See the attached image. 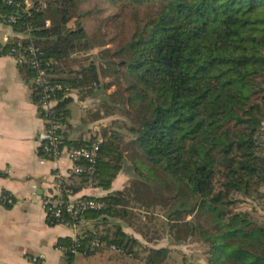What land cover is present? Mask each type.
<instances>
[{
	"label": "trees",
	"instance_id": "16d2710c",
	"mask_svg": "<svg viewBox=\"0 0 264 264\" xmlns=\"http://www.w3.org/2000/svg\"><path fill=\"white\" fill-rule=\"evenodd\" d=\"M13 1L20 6L0 0V23L28 36L21 43L39 49L42 63L51 62L45 68L50 86L62 87L52 96L56 104L44 110L43 94L32 86L39 116L45 129L66 126L72 98L65 89L76 91L83 101L88 90L99 96L112 86L100 81L95 61L68 69L73 55L104 47L94 44L82 27L83 20L102 10L81 13L77 0ZM97 2L120 9L105 18L108 25L121 24L125 12L132 15V24L128 38L102 54L118 88L103 95L101 105L91 109L95 114L84 121L89 124L117 111L131 126H121L127 137L104 133L95 176L90 181L72 174L73 192L88 187L108 191L125 165L133 174L123 191L82 198L106 206L82 218L126 222L132 202L144 210L159 208L170 231L176 230V242L193 236L205 244L208 264H264V223L252 218L255 209L246 203L264 199V0ZM73 19L78 30L67 26ZM20 69L28 79L35 76L28 67ZM56 133L67 149L94 141L68 140L61 129ZM94 241L101 246L93 247ZM70 244L65 240L58 245ZM135 245L120 226L104 232L82 230L77 254L104 246L129 254ZM149 253L148 264H156L167 250ZM64 255L68 260L75 256Z\"/></svg>",
	"mask_w": 264,
	"mask_h": 264
},
{
	"label": "crops",
	"instance_id": "0c3cea01",
	"mask_svg": "<svg viewBox=\"0 0 264 264\" xmlns=\"http://www.w3.org/2000/svg\"><path fill=\"white\" fill-rule=\"evenodd\" d=\"M25 37L0 23V264H138L133 252L127 255L112 246L78 253L70 260L56 248L65 240L82 235V230L104 232L113 226H120L125 234L135 239V246L144 249L145 255L150 250L164 249V245L159 241H147L117 218H108L105 222L101 218H82L78 231L50 223L43 208L47 197L66 195L70 201L100 199L128 188L130 178L129 181L123 179L122 170L108 191L88 187L73 192L75 184L67 156L64 154L55 160L41 155V136L46 123L32 99L31 79L26 78L15 60L4 52L5 47ZM77 105L80 124L82 103ZM72 125L73 120H70L66 127L71 130ZM67 139L76 140L70 139L69 134ZM77 140L85 139L79 137ZM4 198L12 199L13 203L7 204Z\"/></svg>",
	"mask_w": 264,
	"mask_h": 264
},
{
	"label": "rangeland",
	"instance_id": "374dc122",
	"mask_svg": "<svg viewBox=\"0 0 264 264\" xmlns=\"http://www.w3.org/2000/svg\"><path fill=\"white\" fill-rule=\"evenodd\" d=\"M97 1L98 0H77L76 3L81 13L86 11H96L98 13V9L102 10L99 15L96 16L94 14L90 18L83 20L82 27L85 29L87 35L90 40L94 42V44L101 45L104 43V47L96 46L86 52L73 55L71 57V59H73V64L70 66L71 68L68 69L77 70L80 65H87L90 61H95V64L99 69L100 81L104 84L112 85L109 89L103 91V95H108L116 91L118 87L116 85V76L113 75L110 70L106 71L105 67L107 58H103L102 54L104 49H108L110 52H113L117 49L119 43H123L128 38L131 31L132 15L130 12H125L122 16L121 24H118L117 26L114 24L108 25V23L105 22V18L118 13L120 9L118 6H112L107 3L98 4ZM77 22L78 21L76 19L71 20L67 24L68 28L78 30L79 26ZM27 39L29 38L26 35V37L22 40ZM87 95L88 97L85 100L80 101V95H78L76 91L72 90L69 94L72 98V101L69 104L72 117L68 120V123L70 120H73L72 129H68L66 127L67 125L61 126L60 129L63 132H66V134H69L70 139L77 140L81 137L82 139H85L83 141H90L92 139L102 140L104 133L109 135L113 131L124 135L125 137L127 132L124 128L122 129L121 126L122 124L131 126V122L129 121V118L120 115L117 111L112 116L103 117L93 122L91 121L89 124L87 123V121L90 120L89 115L93 113L95 114V112L92 111L95 106L97 107L101 105L100 99L103 96L102 94L99 96H93L90 90L87 91ZM77 103H80V105L82 103L80 124L77 122L80 114V107ZM55 104L56 103H52V106ZM100 111L103 112L102 107L100 108ZM76 122L77 124H75ZM262 129L264 130V125ZM128 138H125L126 142ZM128 167V165H125V168L123 169V179H131L130 175L132 176L133 170ZM127 181H129V179ZM130 181L127 184L128 187L131 184ZM246 203L250 204L255 209L251 215L252 218L258 223L263 224L264 199H254L252 203L250 200H247ZM244 207L247 208L246 205L242 206V208ZM128 209L131 211V214L127 218L126 223L130 226V228L134 232L140 233L147 241H159L160 244L164 245V249L167 250L166 256L159 260L156 264H208L210 255L208 254V248L205 244L193 236L183 238L181 236V241L176 242L178 238L177 232L176 230L170 231L169 223L163 218L164 212L162 209L151 208L144 210L143 208H139L138 205L133 202L130 204ZM191 218L192 217H188L186 219L190 220ZM131 248L133 255L135 254L138 258V264H148L147 261L150 256L149 252H146L147 254L145 255L144 249L137 246H132ZM125 258L128 259L127 257Z\"/></svg>",
	"mask_w": 264,
	"mask_h": 264
},
{
	"label": "built area",
	"instance_id": "2783aa9c",
	"mask_svg": "<svg viewBox=\"0 0 264 264\" xmlns=\"http://www.w3.org/2000/svg\"><path fill=\"white\" fill-rule=\"evenodd\" d=\"M8 6L19 7L20 3L13 0H3ZM25 6H28L27 1L24 2ZM10 23H15V18L9 20ZM22 40H18V43L10 49L8 55L12 57L16 64L20 67H28L35 72V76L31 79L33 86L39 88L43 94V101L41 107L44 110H48L52 107V103H56L52 96L56 90H62L60 85L50 86L48 82L46 69L50 66L51 62L42 63L41 52L38 48L32 44L23 45ZM66 93H71V89H65ZM60 129V126L51 124L49 128L45 129L41 136L40 153L43 156L51 157L58 160L62 155H66L67 159L71 163V174L86 175L90 181L96 174V164L99 153V146L101 140H94L90 145L82 146L77 149H66L62 146L61 138L56 131ZM7 204H12L13 201L10 198H4ZM105 204L89 199L80 200H64L59 196H49L43 202L44 211L49 219L53 223L69 227L75 231H78L79 223L83 217V214L87 211H99L105 208ZM79 223H75L78 221ZM72 221V222H71ZM81 235L76 236L71 240V244L68 246L58 245L56 248L63 254L69 253L71 255L77 254L78 241ZM92 246L98 248L101 244L97 241L92 243ZM33 262H36L33 259ZM41 264V263H38Z\"/></svg>",
	"mask_w": 264,
	"mask_h": 264
}]
</instances>
